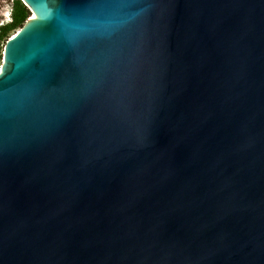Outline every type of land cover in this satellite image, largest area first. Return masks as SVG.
Masks as SVG:
<instances>
[{
    "label": "water",
    "instance_id": "95a60500",
    "mask_svg": "<svg viewBox=\"0 0 264 264\" xmlns=\"http://www.w3.org/2000/svg\"><path fill=\"white\" fill-rule=\"evenodd\" d=\"M22 2L0 264H264V0Z\"/></svg>",
    "mask_w": 264,
    "mask_h": 264
},
{
    "label": "trees",
    "instance_id": "16d2710c",
    "mask_svg": "<svg viewBox=\"0 0 264 264\" xmlns=\"http://www.w3.org/2000/svg\"><path fill=\"white\" fill-rule=\"evenodd\" d=\"M30 10L22 0H12L11 20L0 25V60L2 58L3 47L10 35L20 28L29 17Z\"/></svg>",
    "mask_w": 264,
    "mask_h": 264
},
{
    "label": "rangeland",
    "instance_id": "374dc122",
    "mask_svg": "<svg viewBox=\"0 0 264 264\" xmlns=\"http://www.w3.org/2000/svg\"><path fill=\"white\" fill-rule=\"evenodd\" d=\"M10 5H11V0H0V24L8 19ZM0 65H1V60H0Z\"/></svg>",
    "mask_w": 264,
    "mask_h": 264
},
{
    "label": "clouds",
    "instance_id": "9594fccd",
    "mask_svg": "<svg viewBox=\"0 0 264 264\" xmlns=\"http://www.w3.org/2000/svg\"><path fill=\"white\" fill-rule=\"evenodd\" d=\"M11 6H12V0H11V5H10L9 17H8V19L5 22L1 23L0 25H2V24H4V23H6V22L11 20Z\"/></svg>",
    "mask_w": 264,
    "mask_h": 264
}]
</instances>
